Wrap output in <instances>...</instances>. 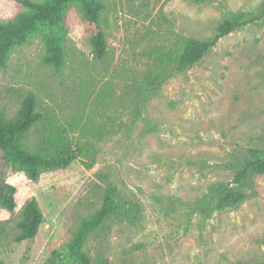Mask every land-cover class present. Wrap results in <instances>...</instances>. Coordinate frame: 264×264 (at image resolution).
<instances>
[{
	"label": "rangeland",
	"instance_id": "obj_1",
	"mask_svg": "<svg viewBox=\"0 0 264 264\" xmlns=\"http://www.w3.org/2000/svg\"><path fill=\"white\" fill-rule=\"evenodd\" d=\"M0 0V24L20 15L33 30L0 50V111L13 118L33 95L43 116L24 144L32 149L51 124L95 153L31 182L0 161L1 180L17 190L16 208L0 206V264H75L67 252L78 222L114 188L121 210L88 235L91 264H264V173L252 174L239 204H201L230 183L248 150L264 151V14L222 38L197 64L173 70L186 38L210 39L226 19L259 15L264 0H95L97 25L77 3L35 20L21 2ZM101 30L107 50L90 44ZM51 43L59 70L43 63ZM4 52V53H3ZM33 197L43 222L17 243L16 223Z\"/></svg>",
	"mask_w": 264,
	"mask_h": 264
},
{
	"label": "trees",
	"instance_id": "obj_2",
	"mask_svg": "<svg viewBox=\"0 0 264 264\" xmlns=\"http://www.w3.org/2000/svg\"><path fill=\"white\" fill-rule=\"evenodd\" d=\"M32 11L35 20H47L52 17H60L62 12L72 3L80 5L85 19L97 25L102 10L101 4L95 0H46L43 4H34L27 1L21 2ZM264 7L259 15H242L238 18L224 20L216 29L214 35L207 41H197L186 38L184 47L174 60L173 70L163 72L158 76L162 81L172 71L184 70L197 64L217 43L230 33L252 24L261 19ZM33 20L24 15L18 16L12 22L0 24V50L7 53L8 48L3 41H16L20 43L33 30ZM93 55L97 60L105 57L107 44L105 34L98 30L90 41ZM3 52V53H4ZM43 63L59 70L63 65V55L60 48L51 43L47 54L42 59ZM4 62L0 59V65ZM43 120V116L36 110V102L33 95H27L21 103V107L13 118H5L0 111V161L6 163L27 180L35 182L44 172L64 170L77 158L83 159L82 165L89 169L94 162L95 153L84 144H73L66 138L63 131L54 129L51 124L38 135L36 146L30 149L24 144V140ZM249 159L235 168V174L230 183L213 186L209 195L202 200L203 206L212 203L213 210L233 207L245 198L242 187L252 174L264 173V151L248 150ZM17 190L14 186L1 180L0 206L13 211L16 208ZM117 192L114 188L105 190L101 207L86 218L79 220L71 240L67 243V252L75 264H91L88 256L83 252V245L91 233L96 231L111 215L121 210L117 204ZM43 222L42 212L37 201L31 197L22 207L20 218L16 223L19 231L15 242L32 241Z\"/></svg>",
	"mask_w": 264,
	"mask_h": 264
}]
</instances>
